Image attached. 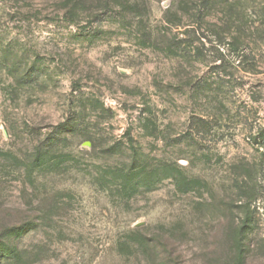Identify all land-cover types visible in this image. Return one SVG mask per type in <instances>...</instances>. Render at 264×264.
Here are the masks:
<instances>
[{
  "label": "rangeland",
  "instance_id": "obj_1",
  "mask_svg": "<svg viewBox=\"0 0 264 264\" xmlns=\"http://www.w3.org/2000/svg\"><path fill=\"white\" fill-rule=\"evenodd\" d=\"M261 132L264 0H0V213L34 221L29 264H206L243 220L263 264Z\"/></svg>",
  "mask_w": 264,
  "mask_h": 264
},
{
  "label": "trees",
  "instance_id": "obj_2",
  "mask_svg": "<svg viewBox=\"0 0 264 264\" xmlns=\"http://www.w3.org/2000/svg\"><path fill=\"white\" fill-rule=\"evenodd\" d=\"M260 137L261 140L264 141L263 132L260 133ZM42 159L43 155H39L37 152V154L35 153V156L31 159L30 163L32 165L38 164L35 162L36 160H40L39 165L41 166L44 163L42 162ZM11 216V210L0 213V264H29V262L24 259V251L17 243L16 237H20L25 228L30 230L34 221L30 219L26 223L16 224V222L12 223L7 219ZM35 218H42V216H37ZM226 227L227 228L221 232L223 237L219 246L222 247V251L209 255L206 254V264H249L251 254L254 251H257V247L261 244H254L248 239V222H245L244 220L242 222H237L236 224L233 222L230 226ZM152 242L149 239L147 245L151 250H155V255L165 257L164 252H166V247L164 243L158 240Z\"/></svg>",
  "mask_w": 264,
  "mask_h": 264
}]
</instances>
